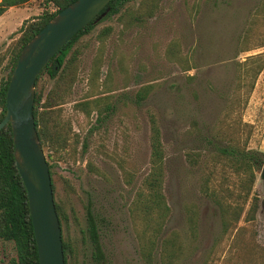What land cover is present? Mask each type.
<instances>
[{"label": "rangeland", "instance_id": "1", "mask_svg": "<svg viewBox=\"0 0 264 264\" xmlns=\"http://www.w3.org/2000/svg\"><path fill=\"white\" fill-rule=\"evenodd\" d=\"M41 1L29 2L38 9L25 19L39 16ZM140 1L99 19L70 48L77 68L59 105L70 128L67 145L57 152L43 148L53 200L65 217L61 237L72 251L65 252V263L89 259L88 205L105 264H264L261 167L247 169L234 154L249 150L264 162V0H156L151 16L134 21ZM17 10L1 18V57L25 20L5 23ZM6 61L0 58V77ZM41 82L46 92L52 80L43 76ZM92 98L111 105L100 122L95 108L74 107ZM152 127L167 210L153 237L151 261H145L140 250L150 231L134 200L146 192ZM253 196V218L246 220ZM216 198L242 207L225 229ZM169 251L173 257L166 261ZM14 256L12 243L0 240V264Z\"/></svg>", "mask_w": 264, "mask_h": 264}, {"label": "trees", "instance_id": "2", "mask_svg": "<svg viewBox=\"0 0 264 264\" xmlns=\"http://www.w3.org/2000/svg\"><path fill=\"white\" fill-rule=\"evenodd\" d=\"M31 0H0V15L9 7L20 6ZM73 0H42L40 6L42 12L39 16L25 19L18 31V36L14 39L11 47L0 56L2 59L7 56V61L2 67L6 70L4 76L0 77V119L4 113V94L10 72L15 64L17 55L21 47L61 8ZM130 0H109L102 10L92 19L79 29L72 37L48 60L45 66L40 70L34 80V97L32 106V116L37 132L40 145L48 152H57L67 145L70 128L68 123L63 122L60 118V104L65 96L70 92L71 85L75 78L76 53L75 49L70 51L73 43L82 35L89 33L93 25L99 20L104 19L121 11L124 5ZM54 6V10H48V5ZM156 7V0H141L132 15L134 21H140L142 17L152 15ZM100 15V18L98 17ZM109 27L104 28L99 35H104L109 31ZM46 76L52 80L51 85L43 92L42 78ZM142 91L136 93L137 98L143 97ZM59 106V107H58ZM77 110H86L93 107L96 110V121L100 122L104 118L105 112L111 110V105L101 103L98 99L92 98L74 104ZM102 113H104L102 115ZM151 148H150V174L146 177L144 188L145 195L137 194L135 197V206L145 221V227L150 233L147 236V242L140 250L145 261H151V248L154 245V235L159 226V219L164 215L167 206L163 201L160 192V170L162 167V153L158 133L155 127H152ZM13 146L8 124L0 128V240L12 243L15 256L9 259V264H38L36 247L32 232V226L28 213L26 192L20 176L15 168L13 160ZM234 154L240 164L249 169L250 167L259 169L263 160L259 155H255L249 150H234ZM220 153L224 154L225 149L220 148ZM47 162V161H46ZM51 179L50 165L47 162ZM53 192V184L51 181ZM249 195L248 189L244 192L242 198L246 200ZM219 208L221 216L220 223L222 229H225L231 221H236L242 211V207L222 204L218 198L214 200ZM256 207V197H252L250 206L245 212V219L250 220ZM55 212L61 226L63 213L59 206L54 203ZM227 214L225 217L224 215ZM85 234L90 244L89 259L82 264H105V257L102 251L98 226L95 217L90 211V207H85ZM63 254L71 249L61 237ZM171 261L173 254L169 251L165 255ZM64 264L65 256H64Z\"/></svg>", "mask_w": 264, "mask_h": 264}, {"label": "water", "instance_id": "3", "mask_svg": "<svg viewBox=\"0 0 264 264\" xmlns=\"http://www.w3.org/2000/svg\"><path fill=\"white\" fill-rule=\"evenodd\" d=\"M108 1L73 0L61 8L21 47L7 81L0 128L5 124L10 128L13 160L26 192L38 264H64V254L48 165L32 116L34 80ZM259 178L264 180V162Z\"/></svg>", "mask_w": 264, "mask_h": 264}, {"label": "crops", "instance_id": "4", "mask_svg": "<svg viewBox=\"0 0 264 264\" xmlns=\"http://www.w3.org/2000/svg\"><path fill=\"white\" fill-rule=\"evenodd\" d=\"M13 9H18L17 10L18 14L15 17H13V21L12 22H5V23H13V22H15L18 19H25L29 14H36L32 10L33 9L37 10L38 8L34 7V6H31L29 4V2H27V3L23 4V5H20V6L9 7L2 15H0V21H2L1 18L3 17V15H5L8 11L13 10Z\"/></svg>", "mask_w": 264, "mask_h": 264}]
</instances>
